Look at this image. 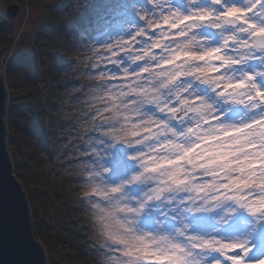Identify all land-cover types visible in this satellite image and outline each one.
I'll list each match as a JSON object with an SVG mask.
<instances>
[{
  "label": "snow or ice",
  "instance_id": "obj_1",
  "mask_svg": "<svg viewBox=\"0 0 264 264\" xmlns=\"http://www.w3.org/2000/svg\"><path fill=\"white\" fill-rule=\"evenodd\" d=\"M68 23L99 88L76 183L115 264H264V0H80Z\"/></svg>",
  "mask_w": 264,
  "mask_h": 264
},
{
  "label": "rangeland",
  "instance_id": "obj_2",
  "mask_svg": "<svg viewBox=\"0 0 264 264\" xmlns=\"http://www.w3.org/2000/svg\"><path fill=\"white\" fill-rule=\"evenodd\" d=\"M46 4L65 6L64 0H0L7 150L47 263L115 264L110 242L82 203L85 191L76 183L85 121L99 106L98 82L90 71L97 58L80 45L72 27L63 25L72 11L54 13ZM12 5L20 6L15 18L6 15ZM57 52L64 60L55 64Z\"/></svg>",
  "mask_w": 264,
  "mask_h": 264
},
{
  "label": "water",
  "instance_id": "obj_3",
  "mask_svg": "<svg viewBox=\"0 0 264 264\" xmlns=\"http://www.w3.org/2000/svg\"><path fill=\"white\" fill-rule=\"evenodd\" d=\"M19 5L9 6L6 15L15 18ZM7 93L0 72V260L3 264H48L42 245L35 238L28 199L13 172L6 145Z\"/></svg>",
  "mask_w": 264,
  "mask_h": 264
},
{
  "label": "trees",
  "instance_id": "obj_4",
  "mask_svg": "<svg viewBox=\"0 0 264 264\" xmlns=\"http://www.w3.org/2000/svg\"><path fill=\"white\" fill-rule=\"evenodd\" d=\"M78 2H80V0H77ZM64 4H65V6H55V5H49V4H46V7L47 8H51L52 9V11L54 12V13H56V12H58V13H62V12H64L65 10H67V11H69V12H71L72 11V6L74 7V6H76V4H74V0H64ZM29 4L27 3L26 4V6H28ZM71 15V14H70ZM68 20H69V18H68ZM57 25V24H56ZM64 26H65V28H67V29H70L72 26L68 23V21H65L64 20V24H63ZM54 27V26H53ZM60 26H58V28H59ZM52 28V27H51ZM50 28V29H51ZM72 29V28H71ZM37 50V49H36ZM63 57V56H62ZM52 59V58H51ZM67 59H69V58H67ZM64 60V58H62V59H60L59 58V56H58V52H57V55L52 59V61L51 62H53V63H61L62 61ZM44 73V72H43ZM42 73V74H43ZM44 79H46L45 77H43ZM44 83H47V81L45 80V81H43ZM7 112V111H6Z\"/></svg>",
  "mask_w": 264,
  "mask_h": 264
},
{
  "label": "clouds",
  "instance_id": "obj_5",
  "mask_svg": "<svg viewBox=\"0 0 264 264\" xmlns=\"http://www.w3.org/2000/svg\"><path fill=\"white\" fill-rule=\"evenodd\" d=\"M75 87H80V85H79V86H76V85H75Z\"/></svg>",
  "mask_w": 264,
  "mask_h": 264
}]
</instances>
